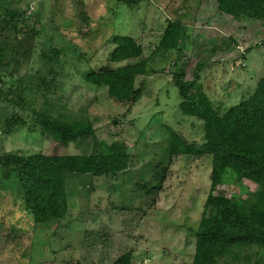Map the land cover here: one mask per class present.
<instances>
[{
	"label": "rangeland",
	"instance_id": "1",
	"mask_svg": "<svg viewBox=\"0 0 264 264\" xmlns=\"http://www.w3.org/2000/svg\"><path fill=\"white\" fill-rule=\"evenodd\" d=\"M118 1L0 0V158L50 153L38 113L88 123L93 132L57 154L117 142L129 155L112 177L65 174L66 214L44 224L24 210L16 168L0 165V264H112L123 252L130 264L191 262L211 157L166 153V128L187 144L203 143L200 121L177 109L175 80L192 79L202 65L196 82L218 114L248 97L264 77V20H233L214 0ZM168 20H179L184 33L178 50L163 53L156 45ZM114 35L131 37L141 56L108 62ZM140 60L146 74L135 78L131 102L83 80L88 71ZM256 191L225 170L212 194L245 205ZM215 264H264V248H234Z\"/></svg>",
	"mask_w": 264,
	"mask_h": 264
},
{
	"label": "trees",
	"instance_id": "2",
	"mask_svg": "<svg viewBox=\"0 0 264 264\" xmlns=\"http://www.w3.org/2000/svg\"><path fill=\"white\" fill-rule=\"evenodd\" d=\"M118 3L130 7L136 1L119 0ZM215 5L217 12L234 20H264V0H215ZM183 33L184 27L179 20H168L156 49L163 53L178 50ZM109 42L113 48L108 62L112 64L136 59L142 54V47L131 37L114 35ZM201 69L202 65H195L190 80L177 77L175 88L179 96L178 111L182 116L200 121L203 143L198 147L187 144L166 128V153L169 157H211L209 191L195 231L190 264H215L218 258L234 248H264V77L258 79L248 97L218 114L196 82ZM145 74L146 63L140 60L115 68L88 71L83 80L95 87H105L107 95L115 102H131L138 94L134 80ZM35 116L40 131L54 143L50 153L27 157L7 154L0 158V165L16 168L23 208L33 224H44L60 220L66 214L65 174L112 177L127 168L129 155L124 144L117 142L109 145L95 142L86 155L57 154L58 146L92 138L90 126L59 120L44 113ZM225 170L236 179L256 186L257 191L247 204L212 194ZM4 179H8V174H4ZM130 261V252H123L112 264H130Z\"/></svg>",
	"mask_w": 264,
	"mask_h": 264
},
{
	"label": "crops",
	"instance_id": "3",
	"mask_svg": "<svg viewBox=\"0 0 264 264\" xmlns=\"http://www.w3.org/2000/svg\"><path fill=\"white\" fill-rule=\"evenodd\" d=\"M202 1H205V0H202ZM215 1V0H214ZM215 9H216V5H215ZM207 11H209V10H207ZM207 11L205 12L206 13V15L205 14H199L198 13V11H197V17H199L200 19L202 18V16H203V18H205V17H207L208 16V13H207ZM217 11V10H216ZM219 13V12H218ZM208 18H210V16H208ZM226 21V22H228V23H230L228 20H226L225 18L223 19V21ZM234 20V19H233ZM203 24H205V25H207V23H203Z\"/></svg>",
	"mask_w": 264,
	"mask_h": 264
}]
</instances>
